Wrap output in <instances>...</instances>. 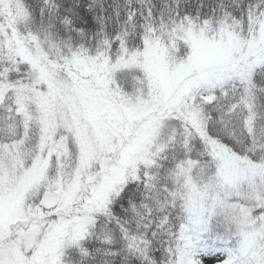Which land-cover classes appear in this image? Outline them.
I'll use <instances>...</instances> for the list:
<instances>
[{
	"label": "snow or ice",
	"instance_id": "obj_1",
	"mask_svg": "<svg viewBox=\"0 0 264 264\" xmlns=\"http://www.w3.org/2000/svg\"><path fill=\"white\" fill-rule=\"evenodd\" d=\"M0 264H264V0H0Z\"/></svg>",
	"mask_w": 264,
	"mask_h": 264
}]
</instances>
